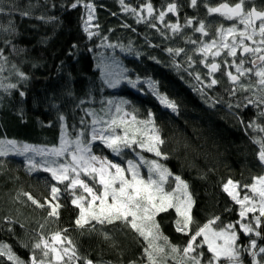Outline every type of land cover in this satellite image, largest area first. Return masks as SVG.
<instances>
[{"label":"trees","instance_id":"obj_1","mask_svg":"<svg viewBox=\"0 0 264 264\" xmlns=\"http://www.w3.org/2000/svg\"><path fill=\"white\" fill-rule=\"evenodd\" d=\"M125 2L138 7L146 0ZM151 2L154 8L161 9L173 0ZM175 2L181 11V24L191 17L210 22L213 30L217 24L228 23L217 16L209 17L204 7L205 2L215 6L222 0H198L195 8L191 7L190 0ZM0 3L5 6L4 13H0V27L6 29L11 23L15 29L14 32L0 30V49L7 58L6 62L0 60L4 68L0 81L5 86L17 85L14 89L0 88V140H14L19 146H58L65 126L74 136L82 127L90 125L89 112L95 111L107 119L105 113L110 108L114 113L116 105L127 101L122 107L137 120H147L151 113L164 140L160 150L167 159L155 157L154 153L142 154L159 159L172 173L187 181L195 200L191 233L176 231L174 208L156 217L170 242L183 248L191 234L208 220L219 217L214 225L218 229L240 219L239 205L223 190V185L229 179L241 185L251 184L253 177L264 175V163L258 159L259 145L254 142L264 137V133L247 127L253 120L264 126V117H258L259 109L252 105L228 108L229 103L235 105L238 101L243 105L249 93L230 97L226 91L229 82L222 76L221 83L213 89L201 90L193 73L200 72L203 76L206 69L199 63L190 68L184 54L177 57L166 50L186 48L192 54L193 45L186 44L181 35L166 39L147 24L136 23L134 16L122 10L119 0H81L76 8L71 7L74 0H0ZM84 4L95 6L93 15L99 27L98 34L91 37L85 31L88 10ZM255 4L264 8V0H255ZM22 11L30 15L22 16ZM158 27L162 26L158 24ZM183 35L200 38L192 28H186ZM106 42L111 46L105 45ZM101 54L117 60L126 69L128 79L139 77L156 82L158 92L173 101L176 110L162 105L148 87L123 85L127 81L123 79L118 86H109L105 70L100 66ZM193 58L199 60L197 56ZM17 71L27 78L21 79ZM216 100L222 102L213 106ZM108 101L113 103L109 105ZM93 145L96 153L121 164L136 156L130 149L116 156L99 141ZM7 153L0 156V241L11 245L18 256L28 260L32 245L39 239L40 226L44 225L46 237L67 229L63 234L74 241L79 254L100 264H146L145 241L126 224H96L95 230L78 228L75 220L79 209L71 204L67 194H62L59 200L62 205L59 218H49V208L32 204L22 193H30L44 203L54 183L50 174L30 171L27 155ZM104 233L110 239H105ZM201 240L202 237L197 238V242ZM248 241L249 237L241 233L238 242L247 245ZM258 241L264 245V240ZM203 251L207 260L211 254L206 245ZM243 262L251 264L248 258ZM0 264L11 262L0 257ZM161 264H164L163 258ZM167 264L175 262L168 257Z\"/></svg>","mask_w":264,"mask_h":264},{"label":"snow or ice","instance_id":"obj_2","mask_svg":"<svg viewBox=\"0 0 264 264\" xmlns=\"http://www.w3.org/2000/svg\"><path fill=\"white\" fill-rule=\"evenodd\" d=\"M197 2L198 0H190L191 7H197ZM119 3L124 12L135 17L136 23L147 24L166 39L181 35L186 44L193 45L192 54L186 48L169 47L166 50L174 56L184 54L190 68L199 63L206 69L203 76L200 72L193 73L202 86L201 90L213 89L220 84L221 80L217 77L219 73L229 82L226 91L230 97H235L238 93H249L244 97L243 105L239 101L235 105L229 103V109L252 105L259 109L258 117H264V8L258 9L255 0H236L235 3L222 0L215 6L205 2L204 7L209 17L217 16L228 22L227 26L225 23L217 24L214 30L210 22L196 17L185 18L181 24L179 5L175 0L161 9L154 8L151 0H146L138 7H132L125 0H119ZM80 4L81 0H74L71 7L76 8ZM84 7L88 10L85 31L89 37L97 35L91 28H98L99 25L90 23L94 19L95 6L84 4ZM4 11L5 6L0 3V13ZM169 14L176 17L175 22L166 21ZM20 15L28 16L30 13L22 11ZM158 24L162 27H158ZM186 28H192L194 34H200V38L184 36ZM0 30L15 31L11 23L8 28L0 27ZM194 56L199 57V60L194 59ZM0 60H7L3 49H0ZM2 71L4 68L0 64V72ZM17 75L21 79L27 78L23 72L17 71ZM122 79L133 87L141 83L139 77L131 80L119 74H109L107 82L109 86L116 87ZM145 82L162 105L176 110V104L158 92L156 82L150 79ZM16 87V84L5 86L0 81V88ZM220 102L222 101H214L213 106ZM108 103L111 105L113 102ZM127 103L121 101L115 106L114 113L110 108L105 113L107 119L98 116L95 111L89 112L90 125L82 127L74 136L65 126L58 146L49 148L21 145L17 149L18 154H32L27 155L29 170L49 173L54 181L50 185V197H46L44 203L36 200L30 193L22 195L40 208H49L48 217L55 219L59 218V209L62 207L59 203L61 195H69L71 204L79 209L75 224L81 229L89 227L95 230L96 224H126L145 241L143 258L146 264H161V258L167 264L168 257L175 264H244V253L252 257V264H264V245L251 238L255 236L264 240V233L261 231L264 227V175L253 177L251 184L241 185L239 181L229 179L223 185V190L239 205L238 221L217 229L214 225L220 218L215 217L198 227L183 248L172 244L163 234L156 217L174 208L177 213L174 222L176 231L191 233L195 200L187 181L172 173L159 159H149L142 154L154 153L155 157L167 159V155L160 150L164 140L151 113L147 120H137L134 114L122 107ZM81 124L85 125V121L81 120ZM247 127L264 133V126L257 124L255 120L250 121ZM96 141L116 156H122L125 149H130L137 159H128L122 165L107 157L97 156L92 151V144ZM254 142L259 145L258 159L264 163V137L257 138ZM16 145L14 140H0V156L7 155L6 149ZM37 157H40L39 161ZM144 168L147 169L146 176L142 171ZM240 191L244 192L242 197ZM40 227L39 239L32 245L27 261L3 241H0V257L6 258L11 264H100L79 254L74 241L63 234L67 229L46 237L43 234L44 225ZM241 233L249 237L247 245L238 243ZM104 236L105 239H110L107 233ZM198 237H202L200 242H197ZM204 245L211 254L207 260L204 259Z\"/></svg>","mask_w":264,"mask_h":264},{"label":"rangeland","instance_id":"obj_3","mask_svg":"<svg viewBox=\"0 0 264 264\" xmlns=\"http://www.w3.org/2000/svg\"><path fill=\"white\" fill-rule=\"evenodd\" d=\"M125 14H129V13H126L125 12ZM88 18V17H87ZM91 23V25H96V23H95V17H94V19L90 22ZM225 25L227 26V23H225ZM91 30L92 31H94V32H96V27H92L91 28ZM101 44V46L103 45L102 43H100ZM105 45H110L108 42H106L105 43ZM180 56V55H179ZM179 56H177V57H179ZM99 60H100V66H101V68H103V70H105L104 72H105V75L107 76V78H109V74H119V75H121V76H123V77H126L125 75V73H124V71L126 70V69H124V67L122 68L121 66H120V63L117 61V60H111V59H109V58H107L106 56H104L103 54H101L100 56H99ZM148 79H142V78H140V81H141V83L139 84V87H142L143 89H145V88H147L148 87V84L145 82V81H147ZM128 82L126 81V82H124L123 83V85L124 84H127ZM148 89H150L149 87H148ZM151 91H152V89H150ZM153 92V91H152ZM129 119H131V117L129 116L128 117ZM20 146L19 145H16V147H14V148H9V149H6L7 151H9V152H13V153H15V154H18V152H17V149L19 148ZM92 151H93V153H95L97 156H100V157H105V156H103L102 154H99V153H96L95 151H94V145L92 144ZM26 155H32L31 153H28V154H26ZM38 158H40V157H37L36 159L38 160ZM109 160H112V159H110V158H108ZM133 159H137V157L135 156ZM114 163H118V162H116V161H114V160H112ZM123 165V164H122ZM142 171H143V173L145 174V176L147 175V169L146 168H144V169H142ZM170 183H171V181H170ZM240 195H241V197L244 195L241 191H240ZM250 218V217H249ZM261 231H262V228H261ZM251 238H255V239H257V241H258V237H255V236H252ZM239 243V242H238ZM258 244H260V245H263L262 243H259V241H258ZM244 258H248L249 260H251V264H252V257L247 253V255L246 254H244L243 256H242V259H243V261H244Z\"/></svg>","mask_w":264,"mask_h":264},{"label":"flooded vegetation","instance_id":"obj_4","mask_svg":"<svg viewBox=\"0 0 264 264\" xmlns=\"http://www.w3.org/2000/svg\"><path fill=\"white\" fill-rule=\"evenodd\" d=\"M216 1H218V0H216ZM257 8H258V9H261V8H263V7H257ZM180 14H181V11H180V9H179V18L181 19ZM167 18L169 19L168 21H171V22H175V20H176V17H175L173 14H169V15L166 17V20H167ZM217 77L220 78L221 75L218 73V74H217Z\"/></svg>","mask_w":264,"mask_h":264}]
</instances>
